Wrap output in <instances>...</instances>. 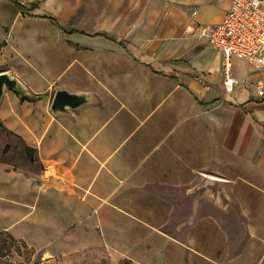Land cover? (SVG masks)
<instances>
[{
	"label": "crops",
	"instance_id": "0c3cea01",
	"mask_svg": "<svg viewBox=\"0 0 264 264\" xmlns=\"http://www.w3.org/2000/svg\"><path fill=\"white\" fill-rule=\"evenodd\" d=\"M231 3L0 0V233L45 264H264L259 76L234 59L227 90L198 32Z\"/></svg>",
	"mask_w": 264,
	"mask_h": 264
},
{
	"label": "built area",
	"instance_id": "2783aa9c",
	"mask_svg": "<svg viewBox=\"0 0 264 264\" xmlns=\"http://www.w3.org/2000/svg\"><path fill=\"white\" fill-rule=\"evenodd\" d=\"M40 0H27L35 5ZM198 32L207 44L220 52L224 61V82L229 91L247 84L232 73V61L243 60L259 78L254 87L264 98V0H232L218 24H201Z\"/></svg>",
	"mask_w": 264,
	"mask_h": 264
},
{
	"label": "rangeland",
	"instance_id": "374dc122",
	"mask_svg": "<svg viewBox=\"0 0 264 264\" xmlns=\"http://www.w3.org/2000/svg\"><path fill=\"white\" fill-rule=\"evenodd\" d=\"M233 68L235 75L239 78L250 76L253 79L255 77L251 72L252 69L243 60H234ZM3 244H5V248L0 251V264H45L43 259L40 260V254L37 251L20 243L12 244L6 235L0 237V248ZM75 262L73 258L66 257L63 259L57 258L50 264H75ZM99 264L111 263H108L106 259H102V262Z\"/></svg>",
	"mask_w": 264,
	"mask_h": 264
},
{
	"label": "water",
	"instance_id": "95a60500",
	"mask_svg": "<svg viewBox=\"0 0 264 264\" xmlns=\"http://www.w3.org/2000/svg\"><path fill=\"white\" fill-rule=\"evenodd\" d=\"M5 89L16 92L23 91V87L19 81L6 73L0 74V100ZM88 102V97L85 95H75L67 91H58L53 99L51 110L54 113H65L67 109H77Z\"/></svg>",
	"mask_w": 264,
	"mask_h": 264
},
{
	"label": "trees",
	"instance_id": "16d2710c",
	"mask_svg": "<svg viewBox=\"0 0 264 264\" xmlns=\"http://www.w3.org/2000/svg\"><path fill=\"white\" fill-rule=\"evenodd\" d=\"M4 235L7 236V238L9 239V241H10L12 244L20 243L21 245L26 246L24 243H21V242L17 241L15 238H13V237H12L11 235H9V234H7V233H0V237H1V236H4ZM4 248H5V244L2 245V247L0 248V251H1L2 249H4ZM0 257H1V256H0Z\"/></svg>",
	"mask_w": 264,
	"mask_h": 264
}]
</instances>
